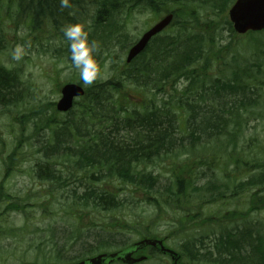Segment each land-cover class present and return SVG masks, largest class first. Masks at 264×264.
Returning a JSON list of instances; mask_svg holds the SVG:
<instances>
[{
    "label": "trees",
    "instance_id": "1",
    "mask_svg": "<svg viewBox=\"0 0 264 264\" xmlns=\"http://www.w3.org/2000/svg\"><path fill=\"white\" fill-rule=\"evenodd\" d=\"M166 1L175 5V16L183 21V23L177 21L179 30H174L165 38L155 37L139 57L121 69L119 78L114 82H93L85 88L84 97L76 101L74 108L63 115V120L54 116L42 119L41 124H44L45 129L48 130V135L43 136L40 141L36 139L37 142L31 147H38L36 152L41 154L40 159L43 161V164L39 165L40 172L35 177L52 182L55 189L61 184L65 185L67 178H63V173L66 172V168L75 169L79 174H87V183L83 184L85 190L80 196H76L77 189L73 185L74 206L71 208H77L80 212L86 208L91 212L120 210L125 208L129 196L127 191L132 188L131 193L142 194L144 203L153 209L159 211L161 206H172L174 212L178 210L180 216L176 223L179 225V232H183L187 229L203 227L208 222H197V219L203 216L200 211L202 205L214 204L219 197V190L231 187L234 178L237 177L234 173L231 179H226L218 186L208 172V170L211 172L212 167L216 165L214 162L216 160L219 162L222 156L225 161L221 165L222 168L227 167V163H234L239 171L242 165L249 164L244 156L232 157L239 133L238 126L229 130L228 125L229 117L236 112L235 108H239V105L234 104L235 100L229 97L237 94L246 95L249 91L247 82L252 75L249 71L241 70L239 73L233 72L227 79L215 77L211 80L205 72L207 69L205 65L209 66L207 62L211 53L209 48L215 44L218 35L216 32L209 34V30H205L204 27L201 33L186 32L182 29L184 22L191 18L194 25H206L208 21L215 24L214 21L209 20L211 17H208V10L202 17L199 16L201 6H208L217 13V17L223 18L234 0ZM120 2V0L97 1L98 8L94 13V27L91 29L92 35L89 33V40L101 41L99 42L102 44L101 49H107L108 46L118 42L117 45L123 50V44L129 41L126 40L125 29L121 28L119 23L115 20H109V24L106 22L108 17L106 10H112L109 15L111 18L115 17L113 9L123 7ZM1 10L13 15H5L9 23L7 25L22 24L25 21L24 28L28 24L26 27H29V32L26 36L31 34L36 37L45 34L47 45L42 49L45 53L56 54L58 60H62L64 55L66 57L70 55L69 47H65L61 40L49 51L47 37L53 34L55 29L63 32L62 28L69 23L80 21L82 13L78 12L81 9L78 8L76 1L70 2V7L61 8L59 0H0ZM222 20L231 33V24L226 19ZM1 31L0 51L6 48V41ZM206 47L208 51L205 50ZM19 73V69H8L0 63V116L8 111L10 106L15 105L14 107L18 108L24 103L25 94ZM178 80L186 82L181 90L167 86L170 81ZM122 81L152 93L154 97H147L141 103H132L124 96ZM118 94L123 98L122 101H119ZM227 97L229 100H226ZM246 100L249 101L244 96L241 98L242 102ZM49 110L47 106L30 109L40 119ZM181 119L185 120L181 121ZM34 122L32 124L36 132L33 135L43 130ZM178 122L179 124L183 122L182 128ZM120 131L130 134L129 141L122 143L115 140L114 133ZM220 137H224V141L220 142ZM213 139H216V142H213ZM203 143L208 145L210 153L214 150L215 143H218V149L211 154L209 161L199 158L200 162L190 163L193 155L189 153ZM227 147L231 148L228 150ZM258 150L253 158L262 160L260 165L254 168L260 172L257 177H250L240 183L238 191L233 193L247 191L251 187L264 188V148L260 147ZM186 153L188 155L181 161L179 169L174 165L177 173L172 170L169 181L164 185L157 180L158 176L148 170V165L154 164L156 159L176 155L174 160L177 163ZM256 161H253V166ZM194 165L205 166L208 170L197 169L198 174H196ZM67 171L71 170L67 169ZM65 176L71 177L72 174L69 172ZM197 176L199 179L201 177L209 179L204 185L198 186L194 181V177ZM110 179L119 182V185L114 186L115 191L108 192L101 189L100 182ZM117 188L125 192L123 198ZM199 191L208 193L213 201H208L204 193L196 197L192 196ZM2 197L1 191L0 198ZM197 200L199 201L197 210L200 212L194 215L191 209L195 208ZM248 211L250 212V209ZM210 216L206 214L205 219ZM246 218L247 216L244 219ZM150 219L158 220L153 215ZM216 224L221 227V231L210 250L200 255V250L196 249L195 245L189 250L188 244H184L181 246L183 256L194 263L210 261L213 264H264V232L260 236L249 229L231 231L225 229L221 222ZM171 230L172 226L167 225L164 231H156L152 237L167 236L168 233H172ZM81 232L82 229L77 226L64 230L61 241L64 251L71 250L73 244L77 245L81 241L85 245L83 248L80 247L83 252L70 258L71 261L93 255L102 248L125 245L116 239L119 234H124L122 227L117 231L101 228L98 232L102 234L95 235V246H86V241L79 236ZM210 233L213 235L212 230ZM196 243L200 248L203 247V242ZM146 250L151 254L155 252L152 248ZM213 253L217 256H212Z\"/></svg>",
    "mask_w": 264,
    "mask_h": 264
},
{
    "label": "rangeland",
    "instance_id": "2",
    "mask_svg": "<svg viewBox=\"0 0 264 264\" xmlns=\"http://www.w3.org/2000/svg\"><path fill=\"white\" fill-rule=\"evenodd\" d=\"M72 1L77 2L78 8L81 9L80 11L84 13L85 17L95 13L99 3H97L98 0H83L81 2L80 0H70V2ZM120 1V5L124 8L120 11L118 23L125 29L126 40L129 39L128 43L123 44V50L152 24L157 22L163 14L165 15L168 11L174 9L168 5L164 11L158 12L153 8L142 6L138 0ZM207 10L208 17H211L209 20L214 21L215 24L208 21V24L205 23L206 25H194L191 18L184 22L182 29H185L186 32L201 33L204 27L205 30H209V34L212 35L216 32L218 35L215 44H212L209 48L211 52L207 58L209 66L205 65V68H207L205 72L211 80L215 77L222 80L227 79L233 72L239 73L241 70L243 72L249 71V74L252 75V78L247 82L249 91L246 95L237 94L229 97L231 100H235L234 104L239 105V108H235L236 112L229 117L230 123L228 125L229 130L234 126H238L237 131L239 133L238 143L234 144L235 153L232 157L240 158L244 156L249 164L247 166L242 165L240 171L234 163H227L228 166L222 168L220 165L224 164L225 161L221 156L219 166L214 165L211 172L205 166H193L196 174H198L197 169L200 171L208 170L218 186L222 185L226 179H231L234 173L237 174V177L234 178L235 181L231 187L219 190V200L216 198L217 201L212 206L209 204L202 205L200 211L203 216L197 219V222L208 221L203 225V228L195 227V229H187L183 232H179V225L176 223L180 216L178 210L174 212L172 206H161V209L155 212L152 207L144 203L142 194L139 192L131 193L132 188L127 191L129 196L125 202V208L111 213L101 210L91 212L89 208H86L83 211L85 215L81 216L76 209L69 206L73 199L70 194L65 193V189L62 191V199V194L55 193L54 195L49 192H55V187L51 183L38 182L33 176L34 172L40 169L39 165H42L43 161L40 159L41 154L36 152L38 147H31V145L40 141L43 136L48 135V130L45 129L44 124H41V120L50 116L63 120L64 117L62 114L57 113L52 105L59 99L58 88L65 83L78 82L84 87L89 85H84L79 79L78 72L71 66L70 55H67V57L64 55L62 60H58L56 54L45 53L42 50L47 45L44 38L45 34L36 37L31 34L26 36L29 27H26L27 24L23 28L25 21L22 24L7 25L9 23L5 15H13L4 13V10L0 11V30H2V35L6 41V48L0 51V63L8 69H19L18 76L23 81L25 94L22 105L18 108H15V105L10 106L9 110L0 116V191L4 193L0 204V264H62V262L74 256V253L83 252L80 249V247L85 246L83 241L77 245L73 244V248L69 251L57 252L59 247L56 238L61 237L63 239L64 230L70 229L78 219L83 224L80 226L82 232L79 236L86 241V246H95L96 237L92 234L96 232V235L101 234L97 230L102 227L109 230L122 227L126 233L117 240L122 239L123 243L131 244L139 240L140 235L146 236L147 232L164 231L168 225V227L172 226L170 231L172 236L166 243L168 247L177 252H182V245L188 244L190 249L195 245V248L203 254L204 251L201 249L210 247L219 234L218 229L209 227L214 225L211 223L213 216L219 219L225 217V220L235 219V222L227 224L228 230L249 229L255 235H263L264 188L251 187L240 193H233V191H238L240 183L247 181L250 177H257L260 172L254 168L259 166L262 160L256 157L253 158V155L259 152L260 147L264 148V32L243 36L236 35L233 31L230 33L222 20L226 19L225 14L223 18L217 17V13L205 5L201 6L199 16L202 17ZM178 21L183 23L182 19ZM9 29L11 32H7ZM174 30H179L178 25L174 27ZM166 33L169 34L170 31ZM90 34L92 35V33ZM47 40L50 45L49 51L51 47L58 45L59 40L62 41V44H65V47L68 46V41L65 40L63 32H59L57 29L53 34L48 35ZM117 44L118 42L113 46H108L107 49H101L102 44L99 43L100 47L95 55L101 63L98 61L100 72L94 81L95 83L114 82L115 79L119 78L118 74L123 68L125 55L122 56L123 50ZM18 45L24 48V55L21 60L16 61L12 59V53ZM205 50L208 51V47ZM185 85V83L178 80L170 81L167 86L181 90ZM121 87L124 96L131 101L154 97L152 93L132 87L124 81H122ZM164 88L167 89V87ZM120 94L117 97L119 101H122L123 98ZM243 96L248 98L249 101L242 102L241 98ZM229 98L227 97L226 100H229ZM156 100H158L157 97ZM45 106L50 110L44 113L41 119L35 112L30 111V109ZM184 120L181 119V121ZM33 121H35L34 124L43 129L35 135H33L36 132L33 128ZM183 125V122H180L179 126L181 128ZM114 134L115 140L122 143L129 141L131 137L126 131L115 132ZM36 139L38 140L36 141ZM224 139V137H220L219 141L222 142ZM215 140L213 139V142H216ZM206 146L207 144L203 143L189 153L193 155L190 163L200 162L201 159L199 158L206 162L209 161L211 154L217 151L218 143L214 144V150L211 153H209ZM229 148L231 147H227L228 150ZM186 155L188 153L184 154L177 163L174 160L176 155L156 159L154 164L148 165V170L151 174L158 176L157 180L164 185L169 181L171 171L176 172L174 165L179 169L181 161L186 158ZM255 160L257 161L253 166L252 163ZM217 163L214 162V164ZM67 169L71 171H67ZM60 172L63 171L60 170ZM69 172L72 176L66 177L65 175ZM63 178H67L65 182L67 185L77 181L74 186L78 191V195L84 190L83 184L87 183V174L76 173L75 169L70 167L66 168ZM194 181L198 186H201L206 183L207 178L201 177L199 180V176H197L194 177ZM117 184L119 185L118 181L110 179L107 182H100V188L111 192L115 191L114 186ZM117 191L123 198L125 192L119 188H117ZM201 193L205 194L208 201H213V198L205 192L199 191L197 194H192V196L196 197ZM49 202L52 203V206L51 209L47 210L45 207L48 206L47 203ZM202 202L203 200H201ZM198 205L199 201L197 200L195 201V208L191 209L194 215L200 212L197 210ZM5 208L8 211L6 213H4ZM249 209L252 211L249 212ZM206 214L213 215L211 218L205 219ZM151 215L155 216L158 221L150 219ZM245 216H247L246 219H244ZM95 226H97L96 230ZM211 230L213 235L210 233ZM50 234H54V238ZM208 236L209 238H206ZM195 241L203 242V247L200 248ZM117 249H120V247L102 248L97 253L113 252ZM150 258L151 260L145 264H170L169 259L161 255H151ZM183 262L185 264H197L190 261L186 256H184ZM209 262H199L198 264H210Z\"/></svg>",
    "mask_w": 264,
    "mask_h": 264
},
{
    "label": "water",
    "instance_id": "3",
    "mask_svg": "<svg viewBox=\"0 0 264 264\" xmlns=\"http://www.w3.org/2000/svg\"><path fill=\"white\" fill-rule=\"evenodd\" d=\"M227 17L232 24L234 32L238 35L246 34L247 32H260L264 29V0H235L227 12ZM172 20V15H168L154 25L149 31L136 42L128 51L126 63H130L138 56L146 47L148 41L160 33L167 27ZM61 97L56 104V109L59 112H67L72 106L74 99L84 95L83 89L75 84H67L60 90ZM145 245L159 246L163 253L172 256L176 263V254L165 248L161 241L144 239L134 245V248H141ZM133 252V251H132ZM131 251H125L120 254H100L75 264H103L105 257L112 258L113 261H120L124 264H135L141 262L144 258H132Z\"/></svg>",
    "mask_w": 264,
    "mask_h": 264
},
{
    "label": "clouds",
    "instance_id": "4",
    "mask_svg": "<svg viewBox=\"0 0 264 264\" xmlns=\"http://www.w3.org/2000/svg\"><path fill=\"white\" fill-rule=\"evenodd\" d=\"M59 2L61 8L70 7V0ZM88 23L90 22L70 23L62 28L64 38L68 41L71 66L78 72L79 79L84 85H91L100 72L95 55L100 45L95 40H89ZM23 55L24 48L18 45L12 53V59L19 61ZM103 264H112V258L105 257Z\"/></svg>",
    "mask_w": 264,
    "mask_h": 264
}]
</instances>
